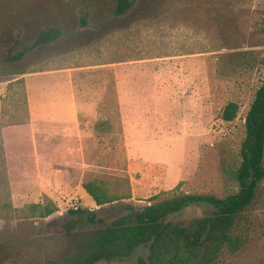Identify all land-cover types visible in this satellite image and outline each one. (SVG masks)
Listing matches in <instances>:
<instances>
[{"label":"rangeland","instance_id":"obj_1","mask_svg":"<svg viewBox=\"0 0 264 264\" xmlns=\"http://www.w3.org/2000/svg\"><path fill=\"white\" fill-rule=\"evenodd\" d=\"M116 4L0 0V264H66L132 208L240 190L246 116L264 82V0H137L123 16ZM232 101L240 112L225 121ZM88 181L127 198L99 207ZM50 201L54 214L31 215ZM210 211L192 203L172 218ZM235 235L239 249L217 264H264V179Z\"/></svg>","mask_w":264,"mask_h":264},{"label":"trees","instance_id":"obj_2","mask_svg":"<svg viewBox=\"0 0 264 264\" xmlns=\"http://www.w3.org/2000/svg\"><path fill=\"white\" fill-rule=\"evenodd\" d=\"M136 2L117 0L116 15H125ZM51 35L45 33L40 40L46 41ZM239 112V103L229 102L222 118L233 121ZM245 126L243 160L236 171L240 184L237 193L225 198L174 195L141 209L132 208L129 214L112 225L85 236L66 264L111 262L126 258L140 248L148 253L146 258H139L138 264H217L224 251L238 250L239 238L235 229L242 214L255 202L259 184L264 179V82L256 92ZM83 187L99 207L127 198L111 194L99 181L84 182ZM158 198L156 195L152 200ZM192 203L206 205L211 211L206 217L187 225L175 222L172 217ZM29 211L33 217L47 218L58 211V206L52 201L31 204ZM70 213L77 219L87 216L89 221H94L96 215L95 210L81 207L71 209Z\"/></svg>","mask_w":264,"mask_h":264},{"label":"crops","instance_id":"obj_3","mask_svg":"<svg viewBox=\"0 0 264 264\" xmlns=\"http://www.w3.org/2000/svg\"><path fill=\"white\" fill-rule=\"evenodd\" d=\"M31 114L33 115V117H35L36 115H38V114H37V113H35V112H34V113H31ZM31 120H32V123H33V121H34V118H32ZM92 199H93V198H92Z\"/></svg>","mask_w":264,"mask_h":264}]
</instances>
